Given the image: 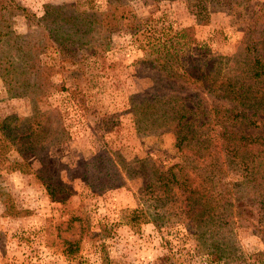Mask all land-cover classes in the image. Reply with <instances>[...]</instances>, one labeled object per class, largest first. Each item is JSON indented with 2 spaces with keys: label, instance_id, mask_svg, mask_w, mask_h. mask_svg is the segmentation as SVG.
Wrapping results in <instances>:
<instances>
[{
  "label": "trees",
  "instance_id": "1",
  "mask_svg": "<svg viewBox=\"0 0 264 264\" xmlns=\"http://www.w3.org/2000/svg\"><path fill=\"white\" fill-rule=\"evenodd\" d=\"M105 1L101 11L80 10L73 4L45 5L42 14L35 16L15 0H0V79L5 90L37 101L45 95L47 75L55 65L45 59L51 51L73 56L90 44L106 48L112 32L134 35L142 51L137 62L151 70V83L145 91L129 95L127 112L137 133L171 132L182 157L165 167L148 157L139 160L141 174L147 178L138 191L146 199L142 196L137 203L144 206L127 212L124 224L138 218L156 225L180 223L199 251L210 261L225 264L235 248L234 196L246 186L256 212L264 209V2L185 0L197 25L206 23L208 4L227 9L241 27L242 43L249 45L244 65L238 66L236 55L223 57L209 54L201 45L194 48L192 27L172 29L149 17H137L131 0ZM16 14L26 19L25 32L14 29ZM223 60L232 66L222 70ZM34 109L29 116H0V169L31 171L28 158L34 159L38 167L33 173L47 194L63 201L56 196L62 186L50 174L46 142L62 143L68 134L59 113L51 131L46 112ZM89 164H102L95 178L80 175L95 192L139 176L128 161L104 149L80 167ZM232 173L236 175L230 177ZM148 201L150 209L145 205ZM262 255L254 254L251 264H264Z\"/></svg>",
  "mask_w": 264,
  "mask_h": 264
},
{
  "label": "rangeland",
  "instance_id": "2",
  "mask_svg": "<svg viewBox=\"0 0 264 264\" xmlns=\"http://www.w3.org/2000/svg\"><path fill=\"white\" fill-rule=\"evenodd\" d=\"M15 1L35 16L42 14L45 5L73 4L80 10L101 11L106 4L105 0ZM129 5L137 17H149L158 25L192 27L194 48L198 50L201 45L211 55H236L238 66L244 65L249 45L242 43L241 27L222 5H207L203 25L195 24L185 0H131ZM13 23L17 32L26 31L27 22L21 14L13 16ZM134 38L120 30L110 34L104 49L90 44L67 57L49 50L45 59L55 65L48 72L45 95L37 101L28 94L9 95L0 79V116H29L36 106L46 112L51 131L59 113L68 134L64 142L54 146L46 142L50 174L56 175L62 186L56 196L63 201L47 194L33 173L38 167L34 159L28 158L31 171L0 169V264H216L197 249L195 240L180 223L156 225L138 218L124 224L127 212L144 206L137 203L142 196L146 199L138 191L147 178L142 176L139 160L148 157L165 167L182 157L174 147L171 132L137 133L127 112L129 95L145 91L151 83V70L137 62L142 51L139 39ZM51 56L55 60L49 59ZM221 66L224 70L232 64L223 60ZM103 149L128 161L139 176L127 179L122 186L95 192L80 175L95 178L102 164L80 166ZM252 198L246 186L234 196L235 248L233 258L225 264H251L254 254H264V209L258 214ZM149 204L145 203L150 209ZM261 259L264 261V255Z\"/></svg>",
  "mask_w": 264,
  "mask_h": 264
}]
</instances>
